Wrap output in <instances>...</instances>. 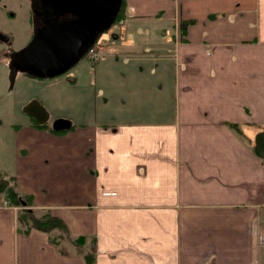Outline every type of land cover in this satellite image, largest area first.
Instances as JSON below:
<instances>
[{"label": "crops", "instance_id": "1", "mask_svg": "<svg viewBox=\"0 0 264 264\" xmlns=\"http://www.w3.org/2000/svg\"><path fill=\"white\" fill-rule=\"evenodd\" d=\"M124 2L125 55L100 54L90 82L112 105L58 135L17 129L3 172L66 239L18 233L1 195L0 264H261L264 0Z\"/></svg>", "mask_w": 264, "mask_h": 264}, {"label": "rangeland", "instance_id": "2", "mask_svg": "<svg viewBox=\"0 0 264 264\" xmlns=\"http://www.w3.org/2000/svg\"><path fill=\"white\" fill-rule=\"evenodd\" d=\"M28 10V0H0V28H21L20 30H17L16 48H21L26 44L27 37L25 35L23 36V34L29 35V30H25V28H30ZM122 19L123 18L120 20ZM120 20L118 21V19H116L110 31L102 34L97 40L95 47L97 49L101 48L99 52V55L101 54L100 56L111 54L113 50H115L114 55L117 57L125 55L122 46L116 48L110 45L111 37L109 33L114 35L120 33ZM140 29L142 31L141 33H139L138 28H129L130 33L128 37L131 38L133 43H144L146 38L145 31L146 29L150 30L147 26H141ZM140 48L141 47L138 49L140 50ZM97 61L98 59L96 61H91L84 57L66 74L50 80L35 81L34 79L19 74L11 91H9L8 88L6 72L3 67H0L1 174L5 169H8V167H6L7 164L10 166V163L13 162V139L16 137V134H19L20 132L17 130L19 128H15L14 125H21L26 122L24 115L21 113V106L30 98L39 97L43 100L44 105L50 114L51 120L55 118L65 119L69 120L72 125L79 121H86V117L88 119H94L96 113L104 111L105 104L108 103V106L112 105L111 99L107 97L108 95L100 97L98 92H96L98 89H102L103 92L107 93L105 85L95 79V83L92 86L90 85L93 78L92 73L97 66L95 62ZM78 77V86L72 87L69 82ZM48 133L51 135H58V133H53L49 130ZM10 173L8 174L12 177V174ZM15 183L18 182L15 180ZM38 213L41 215L40 212ZM259 222L261 241L263 242L262 246L264 247V218H261ZM57 232L61 235L60 231ZM261 264H264V253L261 255Z\"/></svg>", "mask_w": 264, "mask_h": 264}, {"label": "water", "instance_id": "3", "mask_svg": "<svg viewBox=\"0 0 264 264\" xmlns=\"http://www.w3.org/2000/svg\"><path fill=\"white\" fill-rule=\"evenodd\" d=\"M122 3L123 0H31L34 21L40 19L43 27L27 48L15 56L12 75L17 70L41 79L65 74L85 57L102 34L110 31ZM23 111L33 117H48L36 101ZM71 128V122L65 119L53 124L55 132ZM254 152L264 159V132L256 136Z\"/></svg>", "mask_w": 264, "mask_h": 264}, {"label": "flooded vegetation", "instance_id": "4", "mask_svg": "<svg viewBox=\"0 0 264 264\" xmlns=\"http://www.w3.org/2000/svg\"><path fill=\"white\" fill-rule=\"evenodd\" d=\"M28 2H29L28 21L30 24V28H25V30H27V31L29 30L28 31L29 35L23 34V36L25 35L27 37V41H26V44L24 46H22L21 48H16V42H17L16 37L18 34L17 30H20L21 28H0V67H3L4 71L6 72L9 91H11L13 89V87L15 85V80L19 74L23 75L25 77H28L30 79H34L35 81L36 80H38V81L50 80V79L37 78V77H34L33 75H31L30 73H24V72H21L20 70H17L15 75H12L15 56L27 48V46L33 41L36 32L39 29H42L41 27H43V23L40 19H35V21H34L33 12H32V8H31V0H28ZM85 58L87 60H90L88 55H86ZM74 67H72V68H74ZM55 78H57V77H55ZM52 79H54V78H52ZM74 80L69 82V83H71V85H72ZM32 101L38 102L47 111L46 106L44 105V102L42 99H40L39 97H32L26 103H24L21 106L22 107L21 113L24 115L26 122L22 123L21 125L20 124L14 125V127L15 128H22L25 126H30V127L35 128L37 130H49V131L52 130V132H54V133H58V134L62 133V132H55L53 130V124L58 119L55 118V119L51 120V117H50V114L48 113V111H47V113H48L47 119H43L41 116L39 118L29 116V115L24 113V111H23L24 107ZM50 123H51V126H50Z\"/></svg>", "mask_w": 264, "mask_h": 264}, {"label": "trees", "instance_id": "5", "mask_svg": "<svg viewBox=\"0 0 264 264\" xmlns=\"http://www.w3.org/2000/svg\"><path fill=\"white\" fill-rule=\"evenodd\" d=\"M124 13L125 2L123 0L120 13L117 17L118 21L123 18ZM1 195H4L6 202H8L10 205L20 209V212L17 217L19 226L18 233L28 234L29 231L32 229H36L45 233L60 231L61 236L57 237L55 240L52 241L54 242L56 240L66 239L67 229L65 224L60 219L52 217L49 213H41V215H39V213L32 208L33 204L31 198L29 196L19 194L14 178L8 177L3 173H0V196ZM74 244L76 246L82 247V245L84 244V239L79 238L77 239V241L74 242ZM85 257L88 263L94 262V247L88 255L86 254Z\"/></svg>", "mask_w": 264, "mask_h": 264}, {"label": "built area", "instance_id": "6", "mask_svg": "<svg viewBox=\"0 0 264 264\" xmlns=\"http://www.w3.org/2000/svg\"><path fill=\"white\" fill-rule=\"evenodd\" d=\"M124 20H126V19H122V20H120L119 24L121 25V24L123 23ZM99 51H100V50L97 49L96 47H92V48L88 51L87 55L89 56V58H90L91 61H96V60L98 59V57H99Z\"/></svg>", "mask_w": 264, "mask_h": 264}]
</instances>
